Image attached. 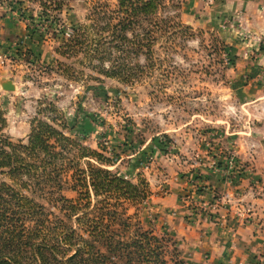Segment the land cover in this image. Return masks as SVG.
Segmentation results:
<instances>
[{
  "label": "rangeland",
  "instance_id": "1",
  "mask_svg": "<svg viewBox=\"0 0 264 264\" xmlns=\"http://www.w3.org/2000/svg\"><path fill=\"white\" fill-rule=\"evenodd\" d=\"M116 4L68 0L61 12L43 15L33 4L19 12L0 0V83L15 87L7 92L0 86L3 134L12 143L26 142L38 110L54 105L67 121L68 137L108 159L107 169L132 183L141 181L145 198L125 202V215L164 235L168 251L176 242L164 221L173 211L158 203L171 194V186L178 185L173 196L192 223L204 218L219 223L221 214L195 210V204L223 197L225 210L243 206L264 229V34L244 33L232 20L227 22L238 28L233 37L196 28L187 24L192 18L181 16L185 0H163L159 16L169 18L168 30L176 31L175 23L189 30L155 42L151 60L140 56L142 69L130 80L101 75L92 69L97 62L81 54L60 53L71 25L88 24L95 9L113 11ZM77 152L76 147L71 157ZM86 163L97 166L94 158L79 159L80 169ZM73 173L59 177L60 192L71 200L77 198ZM182 181L198 185L194 198L181 192ZM34 188L25 193L54 213L43 193L56 188L33 194ZM230 220L229 214L223 220L227 230Z\"/></svg>",
  "mask_w": 264,
  "mask_h": 264
},
{
  "label": "trees",
  "instance_id": "2",
  "mask_svg": "<svg viewBox=\"0 0 264 264\" xmlns=\"http://www.w3.org/2000/svg\"><path fill=\"white\" fill-rule=\"evenodd\" d=\"M67 1L8 3L19 12L33 4L46 15L61 12ZM162 4L163 0H117L113 11L95 9L88 24L71 25L60 53L81 54L97 62L92 69L101 75L130 80L142 69L140 56L151 60L155 42L189 30L175 23L177 30L171 33L169 18L159 16ZM5 127L0 106V264H188L178 258L174 243L167 250L170 241L164 235L142 229L125 215V202L145 198L141 181L132 183L107 169L108 159L68 137L67 121L54 105L38 110L26 142L12 143L3 134ZM76 147L78 152L71 157ZM92 158L96 167L86 163L80 169L79 159ZM71 169L75 200L62 195L59 187L61 173ZM30 187H36L33 194L56 188L43 193L54 213L25 193Z\"/></svg>",
  "mask_w": 264,
  "mask_h": 264
},
{
  "label": "crops",
  "instance_id": "3",
  "mask_svg": "<svg viewBox=\"0 0 264 264\" xmlns=\"http://www.w3.org/2000/svg\"><path fill=\"white\" fill-rule=\"evenodd\" d=\"M185 1L181 16L187 20L192 18L187 24H192L196 28L226 33L229 37H233L238 28L227 22L232 20L233 23H238V27L244 33L256 36L264 34V0H212L209 4H205L203 0ZM225 21L227 24L224 23ZM208 184L210 182L203 185L208 186ZM184 186L185 181H182L179 187L183 193ZM170 189L171 194L164 196L158 204L162 203L165 208H169L168 213L173 211L164 223L170 229L171 237L176 242L175 246L182 260L188 264H264L263 225L257 224L252 219L249 224H237L234 221L235 211L243 210L251 216L249 209L232 206L225 210L227 206L223 199L213 210L214 214H221L219 223H213L205 218L192 223L190 220L194 221V218H183L188 212L173 196L178 194V185L171 186ZM208 193L209 188L203 194ZM222 209L232 220H230L231 227L227 226L228 230L223 222L227 215Z\"/></svg>",
  "mask_w": 264,
  "mask_h": 264
},
{
  "label": "built area",
  "instance_id": "4",
  "mask_svg": "<svg viewBox=\"0 0 264 264\" xmlns=\"http://www.w3.org/2000/svg\"><path fill=\"white\" fill-rule=\"evenodd\" d=\"M194 186V187H193ZM195 187H198V185H191L188 182L185 181V186H184V193L186 195V198H193L195 194H192ZM223 197L218 198V200L214 203H210V204H202L199 205L198 207H196L198 205V203L195 204V210H200V211H204L205 213H209L211 216L214 215L213 210L215 208V206L217 205V203H220L223 201ZM224 201H226L224 199ZM198 208V209H197ZM234 221L237 224H249L251 222V216L249 215L248 212L243 211V210H237L235 211V215H234Z\"/></svg>",
  "mask_w": 264,
  "mask_h": 264
},
{
  "label": "water",
  "instance_id": "5",
  "mask_svg": "<svg viewBox=\"0 0 264 264\" xmlns=\"http://www.w3.org/2000/svg\"><path fill=\"white\" fill-rule=\"evenodd\" d=\"M0 86H1V88L4 91H7V92H10V91H14L15 90L14 85L10 81H2L0 83Z\"/></svg>",
  "mask_w": 264,
  "mask_h": 264
}]
</instances>
